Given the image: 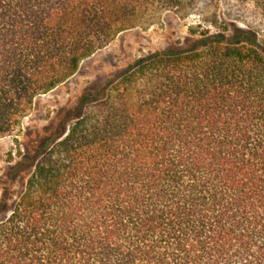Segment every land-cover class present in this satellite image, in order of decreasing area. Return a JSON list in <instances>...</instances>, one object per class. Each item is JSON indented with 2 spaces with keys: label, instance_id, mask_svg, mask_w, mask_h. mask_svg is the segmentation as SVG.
Listing matches in <instances>:
<instances>
[{
  "label": "trees",
  "instance_id": "obj_1",
  "mask_svg": "<svg viewBox=\"0 0 264 264\" xmlns=\"http://www.w3.org/2000/svg\"><path fill=\"white\" fill-rule=\"evenodd\" d=\"M233 1L264 30V0ZM218 4L0 0V138L119 33L165 12L215 30L85 89L0 221V264H264V38Z\"/></svg>",
  "mask_w": 264,
  "mask_h": 264
},
{
  "label": "rangeland",
  "instance_id": "obj_2",
  "mask_svg": "<svg viewBox=\"0 0 264 264\" xmlns=\"http://www.w3.org/2000/svg\"><path fill=\"white\" fill-rule=\"evenodd\" d=\"M224 11L231 12L230 32L251 28L258 30L260 39L264 38V30L250 6L219 0L217 13L222 19H225ZM205 27H209L208 22L197 15L181 18L173 12L160 14L149 26L119 33L108 45L83 60L70 79L35 98L19 131L0 138V221L8 216L33 170L32 164L60 131V123L68 115L77 114L76 107L85 89L119 77L148 55L184 49L187 39L194 38L190 29L200 32ZM209 28L210 32L215 31Z\"/></svg>",
  "mask_w": 264,
  "mask_h": 264
}]
</instances>
